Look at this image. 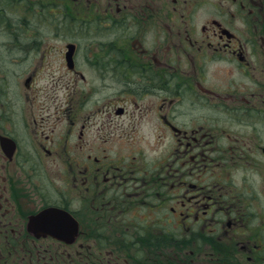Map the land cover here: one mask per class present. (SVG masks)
I'll list each match as a JSON object with an SVG mask.
<instances>
[{"label": "flooded vegetation", "instance_id": "flooded-vegetation-1", "mask_svg": "<svg viewBox=\"0 0 264 264\" xmlns=\"http://www.w3.org/2000/svg\"><path fill=\"white\" fill-rule=\"evenodd\" d=\"M0 264H264V0H0Z\"/></svg>", "mask_w": 264, "mask_h": 264}, {"label": "water", "instance_id": "water-1", "mask_svg": "<svg viewBox=\"0 0 264 264\" xmlns=\"http://www.w3.org/2000/svg\"><path fill=\"white\" fill-rule=\"evenodd\" d=\"M39 218H40V215H39V216H35V217L33 218V222H36L37 220H39Z\"/></svg>", "mask_w": 264, "mask_h": 264}, {"label": "rangeland", "instance_id": "rangeland-1", "mask_svg": "<svg viewBox=\"0 0 264 264\" xmlns=\"http://www.w3.org/2000/svg\"><path fill=\"white\" fill-rule=\"evenodd\" d=\"M2 38H4V37H2Z\"/></svg>", "mask_w": 264, "mask_h": 264}]
</instances>
